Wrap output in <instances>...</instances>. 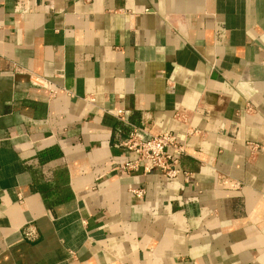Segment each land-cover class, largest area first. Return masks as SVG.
<instances>
[{
    "label": "crops",
    "instance_id": "obj_1",
    "mask_svg": "<svg viewBox=\"0 0 264 264\" xmlns=\"http://www.w3.org/2000/svg\"><path fill=\"white\" fill-rule=\"evenodd\" d=\"M0 264H264V0H0Z\"/></svg>",
    "mask_w": 264,
    "mask_h": 264
},
{
    "label": "built area",
    "instance_id": "obj_2",
    "mask_svg": "<svg viewBox=\"0 0 264 264\" xmlns=\"http://www.w3.org/2000/svg\"><path fill=\"white\" fill-rule=\"evenodd\" d=\"M122 113L123 111H117L116 115L121 119ZM122 145L135 154L134 159L124 162L123 169L142 170L145 174L156 173L168 179H173L182 172L180 161L188 154L186 145L179 141L177 135L170 131L155 134L148 121L140 125H132ZM222 184L228 189L239 187V183L228 178L223 179ZM133 192L138 196L144 194L143 190H133ZM24 233L28 240H34L37 236L36 230L30 227L25 229Z\"/></svg>",
    "mask_w": 264,
    "mask_h": 264
}]
</instances>
